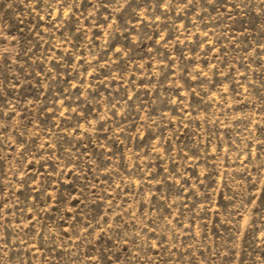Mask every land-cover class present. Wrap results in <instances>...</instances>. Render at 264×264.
Masks as SVG:
<instances>
[{
	"label": "rangeland",
	"instance_id": "rangeland-1",
	"mask_svg": "<svg viewBox=\"0 0 264 264\" xmlns=\"http://www.w3.org/2000/svg\"><path fill=\"white\" fill-rule=\"evenodd\" d=\"M0 264H264V0H0Z\"/></svg>",
	"mask_w": 264,
	"mask_h": 264
}]
</instances>
